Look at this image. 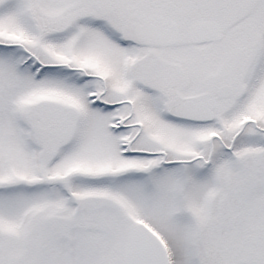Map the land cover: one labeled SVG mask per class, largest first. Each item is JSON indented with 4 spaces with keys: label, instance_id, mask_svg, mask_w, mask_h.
<instances>
[{
    "label": "rangeland",
    "instance_id": "rangeland-1",
    "mask_svg": "<svg viewBox=\"0 0 264 264\" xmlns=\"http://www.w3.org/2000/svg\"><path fill=\"white\" fill-rule=\"evenodd\" d=\"M50 1L0 0V234L30 239L64 219L74 225L70 237H82L80 224L93 229L102 223L107 233L97 236L118 235L121 245L130 221L138 220L160 236L170 264H264L254 207L255 196H264V163L253 152L261 132L244 131L231 153L216 154L208 166L192 161L103 175L120 165L147 169L157 157L122 155L107 140L97 80L58 64L84 61L99 71L100 45L94 35L81 38L80 20L64 30L42 17L41 5ZM262 57L260 81L247 98L264 96ZM258 112L248 114L264 115ZM48 129L69 135L49 159L43 150L50 147ZM229 130L236 129H144L178 158H188L210 137L217 144ZM115 219L124 220L110 233ZM28 251L18 246V257Z\"/></svg>",
    "mask_w": 264,
    "mask_h": 264
},
{
    "label": "flooded vegetation",
    "instance_id": "flooded-vegetation-1",
    "mask_svg": "<svg viewBox=\"0 0 264 264\" xmlns=\"http://www.w3.org/2000/svg\"><path fill=\"white\" fill-rule=\"evenodd\" d=\"M44 4L42 17L58 22L64 30H73L80 20L81 38H97L99 71L90 70L84 61L58 64L97 80L96 104L103 113L102 125L110 132L107 140L122 155L157 157L147 169L120 165L118 171L103 175L148 172L192 161L208 166L216 154L231 153L244 131L253 130L261 132L254 159L264 163V115L253 119L248 114L264 111V96L247 98L260 81L264 0H51ZM190 97L201 100L194 112L202 118L172 111ZM60 122H56L59 127ZM144 129L236 130H229L217 144L210 137L188 158H178L176 151L158 146ZM47 131L50 147L43 150L49 159L69 135L57 129ZM254 204L258 245L264 247L262 193L255 196ZM239 208L247 210L245 196L240 197ZM123 220L111 222L110 233ZM134 221L138 220L130 221L121 245L118 235L97 236L98 230L107 233L102 223L94 222L93 229L76 223L85 226H78L83 228L82 237H70L74 225L64 219L30 239L0 234V264H122L129 225ZM18 246L29 248L31 254L19 258Z\"/></svg>",
    "mask_w": 264,
    "mask_h": 264
},
{
    "label": "water",
    "instance_id": "water-1",
    "mask_svg": "<svg viewBox=\"0 0 264 264\" xmlns=\"http://www.w3.org/2000/svg\"><path fill=\"white\" fill-rule=\"evenodd\" d=\"M199 100V99H198ZM196 97L182 100L172 111L188 117H199L194 111L199 103ZM122 264H170L168 250L162 239L142 221L129 225Z\"/></svg>",
    "mask_w": 264,
    "mask_h": 264
}]
</instances>
